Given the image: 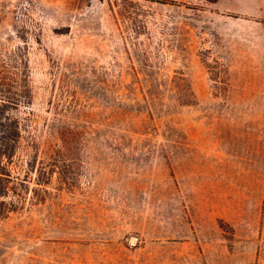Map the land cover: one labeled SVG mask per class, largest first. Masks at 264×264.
Returning a JSON list of instances; mask_svg holds the SVG:
<instances>
[{"label": "rangeland", "instance_id": "374dc122", "mask_svg": "<svg viewBox=\"0 0 264 264\" xmlns=\"http://www.w3.org/2000/svg\"><path fill=\"white\" fill-rule=\"evenodd\" d=\"M0 264H264V0H0Z\"/></svg>", "mask_w": 264, "mask_h": 264}]
</instances>
